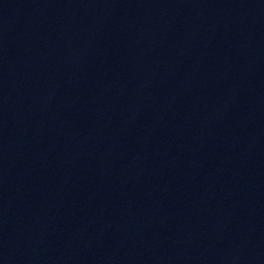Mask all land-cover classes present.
Segmentation results:
<instances>
[{
  "label": "water",
  "instance_id": "water-1",
  "mask_svg": "<svg viewBox=\"0 0 264 264\" xmlns=\"http://www.w3.org/2000/svg\"><path fill=\"white\" fill-rule=\"evenodd\" d=\"M0 264H264V0H0Z\"/></svg>",
  "mask_w": 264,
  "mask_h": 264
}]
</instances>
